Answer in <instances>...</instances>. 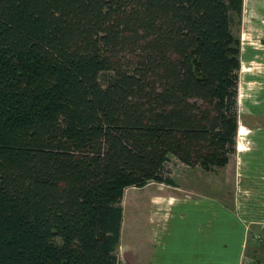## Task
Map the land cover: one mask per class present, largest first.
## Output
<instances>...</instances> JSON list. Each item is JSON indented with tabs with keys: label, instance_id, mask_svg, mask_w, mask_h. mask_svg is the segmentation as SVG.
<instances>
[{
	"label": "trees",
	"instance_id": "1",
	"mask_svg": "<svg viewBox=\"0 0 264 264\" xmlns=\"http://www.w3.org/2000/svg\"><path fill=\"white\" fill-rule=\"evenodd\" d=\"M244 0H0V264H119L129 188L236 153Z\"/></svg>",
	"mask_w": 264,
	"mask_h": 264
},
{
	"label": "crops",
	"instance_id": "2",
	"mask_svg": "<svg viewBox=\"0 0 264 264\" xmlns=\"http://www.w3.org/2000/svg\"><path fill=\"white\" fill-rule=\"evenodd\" d=\"M242 27L254 45L246 59L241 49L239 128L236 153L228 164L234 187L232 203L200 184L205 190L191 188L182 193L177 183L165 185L171 191L152 196L147 205L150 215L136 222L138 226L147 220L148 233L136 226L131 236L135 241L126 238L123 243L122 227L121 246L133 252L135 264L264 261V248L255 239H264V0H244Z\"/></svg>",
	"mask_w": 264,
	"mask_h": 264
},
{
	"label": "rangeland",
	"instance_id": "3",
	"mask_svg": "<svg viewBox=\"0 0 264 264\" xmlns=\"http://www.w3.org/2000/svg\"><path fill=\"white\" fill-rule=\"evenodd\" d=\"M242 28L243 27H241L240 36L243 43V59H246L249 49L254 44L252 43L250 37H247L246 34L243 33ZM244 72L245 69H243L242 73ZM168 169L171 171V176L175 179L176 183L180 185L178 186L180 193L183 191H188L187 189L191 188H194L196 191H203L206 188L209 190V192L218 194L221 199L225 200L227 203H232L234 187L230 165H228L226 169L218 168L215 171L207 172L201 167H187L180 163L176 158L172 157L168 163ZM190 183H197L198 185L192 186ZM199 184L203 185L205 188L200 187ZM170 191L171 189H168L165 185H159L157 183H150L143 188L132 187L125 191L124 198L121 202L123 209V226L125 236L123 243L125 242L126 238H129L127 239L128 242L135 241L133 238L134 236H131L134 233V230H136V222L138 220L141 221L142 218H146L150 215L147 208L149 199H151V197L154 195L167 194ZM139 217H141V219H138ZM137 227H139L138 230H140L142 233L149 232V224L147 223V220L138 223ZM117 252L119 264H135V255L126 247L123 248L121 246V240Z\"/></svg>",
	"mask_w": 264,
	"mask_h": 264
},
{
	"label": "built area",
	"instance_id": "4",
	"mask_svg": "<svg viewBox=\"0 0 264 264\" xmlns=\"http://www.w3.org/2000/svg\"><path fill=\"white\" fill-rule=\"evenodd\" d=\"M255 239L257 243H260L262 247L264 248V239L261 236H256ZM261 264H264V261Z\"/></svg>",
	"mask_w": 264,
	"mask_h": 264
}]
</instances>
